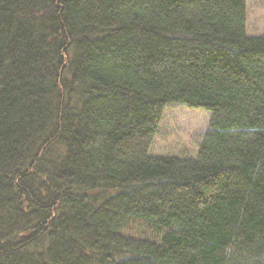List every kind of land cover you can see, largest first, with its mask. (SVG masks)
<instances>
[{
  "label": "trees",
  "instance_id": "1",
  "mask_svg": "<svg viewBox=\"0 0 264 264\" xmlns=\"http://www.w3.org/2000/svg\"><path fill=\"white\" fill-rule=\"evenodd\" d=\"M169 103L195 157L148 153ZM0 264H264L246 0H0Z\"/></svg>",
  "mask_w": 264,
  "mask_h": 264
},
{
  "label": "rangeland",
  "instance_id": "2",
  "mask_svg": "<svg viewBox=\"0 0 264 264\" xmlns=\"http://www.w3.org/2000/svg\"><path fill=\"white\" fill-rule=\"evenodd\" d=\"M246 34L264 35V0H246ZM209 116L210 112L204 109L189 108L179 103L167 104L148 153L195 157L208 129ZM128 226L137 230L134 224Z\"/></svg>",
  "mask_w": 264,
  "mask_h": 264
}]
</instances>
